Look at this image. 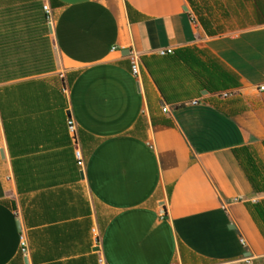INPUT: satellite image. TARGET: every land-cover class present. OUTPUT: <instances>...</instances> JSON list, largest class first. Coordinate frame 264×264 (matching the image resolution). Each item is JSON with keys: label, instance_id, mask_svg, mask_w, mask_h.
<instances>
[{"label": "crops", "instance_id": "obj_1", "mask_svg": "<svg viewBox=\"0 0 264 264\" xmlns=\"http://www.w3.org/2000/svg\"><path fill=\"white\" fill-rule=\"evenodd\" d=\"M260 86L264 0H0V264H264Z\"/></svg>", "mask_w": 264, "mask_h": 264}, {"label": "built area", "instance_id": "obj_2", "mask_svg": "<svg viewBox=\"0 0 264 264\" xmlns=\"http://www.w3.org/2000/svg\"><path fill=\"white\" fill-rule=\"evenodd\" d=\"M43 10L45 11L46 14H49V9L47 5H43L42 6ZM173 52V49L171 48H165V49H159L157 51V54L160 56H164V55H168L171 54ZM129 58V64H130V72L133 76L138 77L140 75V60H139V55L137 53H130L128 55ZM260 90L264 89V86H260L259 87ZM195 103V102H194ZM162 111H166V108H162ZM66 127H67V131L70 135V138L74 144V156H75V160L76 163L81 167V169L83 168L84 165V160L83 157L81 155V151L79 149L78 146V141H77V136H76V127L75 124L73 122V120L68 117L66 120ZM92 234L95 240V243H97L98 241V232L96 230V228L92 229ZM20 243H21V248H20V252L23 254L25 252V246H24V241H23V236L20 235ZM97 248V247H96ZM102 263V260H99ZM103 264V263H102Z\"/></svg>", "mask_w": 264, "mask_h": 264}, {"label": "rangeland", "instance_id": "obj_3", "mask_svg": "<svg viewBox=\"0 0 264 264\" xmlns=\"http://www.w3.org/2000/svg\"><path fill=\"white\" fill-rule=\"evenodd\" d=\"M43 5H47V6H48V9H49V14H46L45 11H44L43 8H42V10H43V12H44V14H45V20H46L47 22H51L52 19H53V10H52V8H51V6H50V4H49L48 2H43ZM43 5H42V6H43ZM64 85H66V83H64ZM79 149H80V147H79ZM80 151H81V149H80ZM81 155H82L83 160H84V156H83V154H82V151H81ZM77 166H78L79 168H81L78 164H77ZM99 260H100V259H99ZM99 264H102V263L99 261Z\"/></svg>", "mask_w": 264, "mask_h": 264}]
</instances>
